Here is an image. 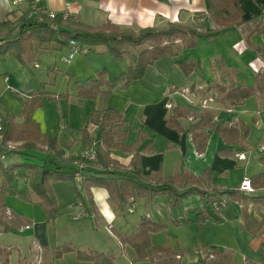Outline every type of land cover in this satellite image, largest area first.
<instances>
[{
    "label": "crops",
    "instance_id": "1",
    "mask_svg": "<svg viewBox=\"0 0 264 264\" xmlns=\"http://www.w3.org/2000/svg\"><path fill=\"white\" fill-rule=\"evenodd\" d=\"M12 1L0 0V23L15 21L28 11H36L64 14L88 26H98L108 20L120 28L131 29L178 23L196 29L200 34L206 32L213 34L211 38L200 35L196 47L192 49L187 48L182 40H177L176 43H180L181 48L177 57H164L155 61L146 68L141 80L132 82L125 90H119L117 87L112 91L106 99L105 106L122 113L123 120L127 122L124 127L126 130L124 144L131 146V149L127 151L120 148L108 149V159L121 167H128L133 154L138 152L142 172L151 174L161 169L164 178L172 177L181 170L199 177L206 169H210L212 174L204 189L238 190L240 195L245 196L244 199L232 200L223 196L206 202V198L200 195H190L180 200L177 205H173L168 195L154 197L147 195L128 199L124 210L120 212L109 200L106 189L91 187L94 206L91 213H88L76 200L71 183L55 182L52 189L56 201L66 206L64 215L70 219L68 221L71 224L67 226L71 239L79 243L81 236L89 234V228L92 231L94 224L101 223L119 241L122 256L134 260V251L128 245H122L121 238L136 232L141 221L145 219L167 226L164 231L150 234L153 246L160 245L153 242V236L166 234L168 240L162 243L166 245V242L170 243L172 231L180 229L182 225L197 234V241L190 244H182L178 240L176 244L170 243L173 249L184 250L182 256L178 257L180 264H203L205 257L214 252L229 256L235 264H263L262 230L256 235L249 233L243 226L242 214L246 213L256 226L261 224L264 216V152L256 151L258 146L264 145V0H237L242 10L241 20L247 22L230 27H222L212 20L208 12V0H72L70 5H67V0H17L15 4ZM230 14H233V10ZM255 17L256 19L252 21ZM258 28H263L261 33L256 31ZM34 46L24 54V63L18 62L10 53L0 57L1 97L4 92L12 90L37 92L42 83L45 84V91L60 94L52 91L55 79L53 83L51 80L56 73L62 72L60 67L58 68L52 59L54 61L52 67L46 65L45 69H42L37 58L39 53L45 51L42 56L47 59L48 50L54 48V45L43 48ZM67 50L70 51L69 45ZM89 51L95 53L93 58L104 53L109 55L104 46L86 47V51H79L76 55L91 53ZM128 55L122 58L124 67L119 69L122 72L135 54L131 58ZM182 60L191 61L196 67L188 76L174 64ZM98 68L93 67V70L95 72L104 70ZM105 79L111 81L106 76ZM75 82L83 83L84 80L72 82L73 94H69L71 102L67 100L69 105L66 107L67 110L62 106V101L57 100L60 106L58 116L54 115L53 118L51 114L47 115L44 109V105H49L57 98L43 97L39 105L31 109V117L38 124L41 135L54 131L57 133V143L63 149L66 158L76 157L88 150L92 138L97 141L100 139L99 126L93 136L86 131L89 139H84L82 135L88 116L99 105V98L79 99ZM240 85L255 87V94L237 106H231L222 100L224 93L220 92L219 88L227 91L233 86ZM8 102L4 101L6 113L0 117L11 114L14 116V122L21 124L22 103L18 102L19 109L14 111ZM173 107H183L187 110L186 118L180 120L183 125L193 122L196 117L209 111L213 114L212 123L215 125L221 123L224 126L238 128L242 123L249 128L248 136L236 144H227L216 131L206 128L204 132L208 137L205 146L198 151L191 141V134L179 133L166 124V116ZM64 120L66 124L63 123ZM66 127L71 129L67 130ZM139 132L142 133L143 140L136 145ZM41 139L42 137L37 138L40 147ZM116 141H120V138H116ZM12 142L21 145L25 140L15 136ZM26 152L40 155L37 151L27 149L14 153ZM240 154L243 156L238 159ZM92 163L93 165L83 169L84 174L95 175L106 170L114 171L116 174L122 173L114 166L106 167L97 159ZM259 175L262 177L258 178ZM245 179L249 181L250 191L240 188ZM27 182L26 179H16L14 184L23 185L22 183ZM63 193L66 194L65 197ZM223 200L225 205L216 212L211 203ZM210 205L211 211L208 210ZM3 206L11 220L9 232L0 228V248L2 251L10 248L7 249L8 264L52 262L55 248L48 247V224L43 220L14 213L10 205ZM35 208L36 206H32V209ZM79 209H84V215L73 219ZM203 210L218 218V221L207 220L197 226L195 215ZM60 218L58 217L55 223L61 221ZM178 220H189L190 223L179 222V226L174 227ZM90 221L94 222L93 226ZM14 229L19 230L22 235L14 234ZM9 233L16 236L14 242L7 239ZM27 240H33V246ZM79 243L75 242L77 245ZM20 244H23V247ZM150 254L151 249L148 251V255ZM1 258L0 255V264ZM75 264L91 263L77 261Z\"/></svg>",
    "mask_w": 264,
    "mask_h": 264
},
{
    "label": "trees",
    "instance_id": "2",
    "mask_svg": "<svg viewBox=\"0 0 264 264\" xmlns=\"http://www.w3.org/2000/svg\"><path fill=\"white\" fill-rule=\"evenodd\" d=\"M233 10V14L230 12ZM208 12L212 20L222 27L241 25L247 21L241 20L242 10L237 0H208ZM255 18L252 19L255 20ZM262 29L256 30L262 32ZM200 35L206 38L213 37V34L206 32L200 34L196 29L189 28L178 23H168L161 27H145L138 29L120 28L111 21H106L98 26H88L82 24L72 17L64 14H56L54 18H49L46 14L36 11H28L22 14L15 21H5L0 23V57L8 53L20 63H24V54L32 50L34 43L39 48L54 45L55 49L68 47L70 41L77 42L80 46L93 48L104 46L107 53L117 59H122L128 55L129 49L135 51L126 69L111 81L105 79L104 70L96 73L95 77H89L83 83L75 82L77 97L81 100H96L99 98V105L88 116L86 126L83 129V138L89 139L87 131L88 125L100 127V139L96 142L97 160L100 163L114 166L121 170V174L114 171H105L100 174L88 175L83 173L86 166H91V161L85 160L80 156L66 158L64 151L57 143V133L40 134L38 124L31 117V109L38 106L43 97L55 99L66 97V92L55 95L45 91V84L40 85L37 92H31L22 103L23 121L21 124L14 122V116L6 114L1 119L0 129V196L3 198L5 189L12 185L16 179H27L34 195L45 215L46 222H53L59 217L56 207V199L49 189V182H69L73 186L76 200L81 203L84 209L91 213L94 204L91 197L90 188L100 187L106 189L109 200L113 202L118 211L122 212L130 198H141L147 195L152 197L168 195L173 205L190 195H200L206 198V202L215 200L219 197L227 196L232 200H241L245 196L239 194L238 190L233 189H214L207 190L203 187L209 182L212 171L206 169L199 177L194 176L184 170L176 173L172 177L164 178L161 169L153 171L151 174H144L140 166V154L134 153L128 167H121L114 161L109 160L108 149L120 148L125 151L130 150L131 146L124 144L127 122L123 120L122 113L106 108L105 102L112 91L118 87L119 90L127 89L134 81L143 78L145 70L155 61L164 57H177L180 47L176 45L177 40L185 42L189 49L195 48L197 39ZM184 75L188 76L195 71V65L191 61L182 60L174 63ZM103 88V89H102ZM224 95L222 100L231 106L242 104L246 99L255 94V87L240 85L225 91L219 88ZM187 110L183 107H173L166 116V124L177 130L179 133L191 134V141L196 149L201 151L207 140L204 132L206 128L216 131L227 144H236L246 139L249 128L244 124L239 127H228L221 123H212L213 114L205 111L195 118L193 122L186 125L181 123V119L186 118ZM17 128H20L19 136L25 140L21 144L22 149L40 150L36 148V139L42 137L40 143L46 153L43 165L30 164L26 162L4 163L12 151H8L6 143L14 139ZM199 130V131H198ZM120 138V141H116ZM143 135L139 132L136 145L141 143ZM45 147V148H43ZM81 162L84 168L79 170L76 164ZM79 172V176L76 173ZM258 178L262 175L257 176ZM182 190V192H179ZM213 203V202H212ZM211 203V204H212ZM219 211V209H215ZM243 226L251 234L256 235L260 230L264 235V216L259 226H256L246 214H242ZM207 220L217 222L218 218L211 216L206 210L200 211L195 215V223L201 225ZM179 222L190 223L189 220H178ZM4 231L9 232L10 227L3 224ZM166 229L165 224L142 220L136 232L121 238L122 245H128L135 254L136 261H145L148 251L153 253L171 254L181 257L183 249H173L170 245L153 246L150 234L158 233ZM70 245H62L53 253L55 259L61 258L64 254L72 252ZM3 260L1 264H8L9 252L0 250ZM203 260V264H217L219 260H225L227 264H235L227 255L214 252ZM216 257V260H211ZM77 259L91 264H116L110 255L94 252L77 250ZM219 259V260H218ZM166 264V263H159ZM175 264H180L178 261ZM264 264V263H263Z\"/></svg>",
    "mask_w": 264,
    "mask_h": 264
},
{
    "label": "rangeland",
    "instance_id": "3",
    "mask_svg": "<svg viewBox=\"0 0 264 264\" xmlns=\"http://www.w3.org/2000/svg\"><path fill=\"white\" fill-rule=\"evenodd\" d=\"M179 44L180 43H176L177 46H179ZM34 45H35L34 47L36 48L37 44L34 43ZM65 48H62L60 50L55 49V48H50L48 50V53H47V55H48L47 59H44L42 56V54H44L45 51H44V53L43 52L39 53L37 56V58L39 59L38 63L41 65L42 69H45L46 65L52 67V64H54L53 62L55 61L57 67L58 68L60 67V69L62 71L61 73H56V76H52V78H51L52 83H53V79H55V80H54L53 90L52 89L51 90L54 92H58L60 94H63L66 92L67 96L57 98L56 100H52L53 102L49 103V105H44V109L46 110V114L47 115L51 114L53 116V118H54V115L58 116V114H57L58 113V107H60V106L58 105L59 102H57V100H61L62 106H64L65 108L69 107V105H67V100L69 103L71 102L69 94H73L71 92V88L73 87L72 82L83 81V80L85 81L87 79V77H95L97 71L95 72L93 70V67H96V66H98L99 67L98 69H100V70L104 69L106 71V77L109 80H112L113 77H115L116 75H118L120 73L119 71L122 72V70H119V69L121 67H124V65H123L124 59L118 60V59L109 57V55H107L105 53L103 55H100V56L93 58L95 53L92 51H89L91 53H87V54H78L70 62H67V63L62 62L60 60V58L64 55L68 54V52H69L67 50V47H65ZM134 54H135V51L129 49L128 57L131 58V56ZM52 59L54 61H52ZM91 63H94V64L91 65ZM64 72H67V74H63ZM66 77H67V79H66ZM68 82H69V84H68ZM29 94H30L29 92H26L24 90H12V91H9L8 93L4 92L2 95L3 97L0 96L1 97V99H0V116L4 115L6 113V110H4L5 105L3 104L5 100H8L9 106L14 111H16L19 109V106L17 103L18 102L23 103V101L26 100V98ZM66 110H67V108H66ZM65 114H66V112H65ZM63 123L66 124L65 120ZM70 129L71 128H67V130H70ZM55 130L58 131L57 129H55ZM18 131H20V128ZM18 131L16 132V135H15L16 137L19 136ZM12 141L13 140H11V142L6 143V145H5L7 150L12 151L13 153H10L7 156V158L4 159V161H3L4 163H12V162L18 161V162H26V163H30V164H36V165H43L44 164V160L46 159L47 155L44 152V150L41 149L40 146L38 145L39 143H38L37 139L35 142L37 144L36 148H38L40 150L36 149L34 151H37L38 154H40V155L32 154L29 152H26L24 154L14 153V152H18V151L22 150V148H21V145L14 143ZM262 146H264V145H262ZM258 147H260V146H258ZM258 147H257V149H258ZM30 151H32V150H30ZM41 154H42V157H40ZM54 183L55 182H49V184H48L49 189L52 191L53 194H54V192H53L52 188L54 186ZM19 184L20 183H16V184L13 183L12 185H10L9 187H7L5 189L4 196H3V202H2V198L0 196V219L3 222V224L10 227L11 220L9 219V216L6 213L7 211L4 208L3 204L5 205V207H9V205H10L11 210L14 213H21L27 217H32L34 219L43 220L46 224H48V228H49V230H48L49 231L48 247H49V249L55 248V250H56L58 247H60V245L62 246L65 244L70 245L73 249L72 252L64 254L65 256H62L59 259L53 258L54 260L52 262H46V264H75L77 261H79L77 259V250L86 251V252H89V251L95 252L96 251L99 253H104V254L110 255L116 264H145V262H146V264H159V263L175 264L179 261L177 256H174L171 254H164V253L163 254H157V253H153V252H152V254L148 255L145 262L144 261H136L135 259L129 260L127 258L128 256L127 257L122 256V251H121L122 249L120 248L119 241L117 239H115L114 235L110 234L107 231V229L103 226V224L99 223L96 225V224H94V222H91V221H90V224H91V226H93L92 224H94V227H93L94 230L92 229V231H90V228H89V234H85L84 236H81L82 239L79 238L80 239V243H79V242L75 241L74 239H71V236L69 234V230H68L67 225H70L71 223L68 221L70 219H68L67 216L64 215V213L66 211V206H64V204L58 203L56 201V207H57L58 212H59V218L61 217L60 218L61 221H58L57 223H55V221L58 219L57 218L53 222H46L44 211H43L42 207L39 204H37V202H36L37 199L35 198V196L33 197V195H31V189H30L29 182H27L26 184L22 183L23 185H19ZM18 185H19V188H18ZM0 187H1V178H0ZM55 188H56V186H55ZM73 192H74V190H73ZM63 196L65 197L66 194L63 193ZM33 201H35V203ZM213 203H216V202L213 201ZM211 205H210V207L208 206V210L211 208ZM32 206H36V208L32 209ZM38 210H39V212H38ZM167 211H165V212H167ZM209 211H211V210H209ZM125 212H127V209H125ZM174 224H176V223H174ZM177 225L178 224L173 225V226L177 227ZM1 227L4 230V227L0 224V228ZM14 228H15V226H14ZM166 229H167V226H166ZM13 233L22 235L21 232H19V230H15V229H14ZM13 233H9L7 235V239H10L12 242H14V239L16 238V236ZM166 237H167L166 234H157L156 236H153V242L155 244L160 243V245H162V243H164L165 241L168 240ZM69 239H71V241H69ZM169 239H170V241H169L170 243L174 242L176 244V242L178 240L182 244H185V243L190 244L192 241H197V234L194 232H191L190 229H186L185 225H182V227L180 229H175L172 231ZM27 241H29V240H27ZM32 241H29V242H31L30 243L31 246H33ZM75 242L79 243V244L77 245V244H75ZM166 243H167L166 245H170V243H168V242H166ZM20 245L22 246L23 244H20ZM20 245H19V247H20ZM7 249L10 250V248H7ZM7 249H5V252H9ZM0 250H1V248H0ZM205 258H209V257L206 256ZM1 260H3V259L1 258ZM211 260H216V257L214 259H211ZM217 264H227V263L225 260L222 259V260L217 261Z\"/></svg>",
    "mask_w": 264,
    "mask_h": 264
},
{
    "label": "built area",
    "instance_id": "4",
    "mask_svg": "<svg viewBox=\"0 0 264 264\" xmlns=\"http://www.w3.org/2000/svg\"><path fill=\"white\" fill-rule=\"evenodd\" d=\"M17 0H13L12 2L15 4ZM72 0H67V5H70V2ZM42 13V12H41ZM42 14H46L49 18H54L55 17V13H52V12H48V13H42ZM69 48H70V51L68 53V55L66 56H63L61 58V60L63 62H70L72 60V58L79 52V51H86V47L85 46H80L77 42L75 41H70L69 42ZM209 101H211V99H209ZM206 101H204V105H205ZM0 129H1V119H0ZM97 129V126L96 125H93V124H90L88 125L87 127V132L90 134V135H94L95 131ZM96 142L97 140L95 138H92V142H91V147L82 152L80 155L81 158L85 159V160H88V161H95L97 159V152H96ZM257 152H264V146H260L258 147V149L256 150ZM243 155H239L238 156V159H241ZM76 166L78 167L79 170H82L85 166L83 163L81 162H78L76 164ZM76 176H79V172L76 173ZM241 190H246V191H250L251 190V187H250V184H249V181L248 180H243V182L241 183V186H240ZM213 207L217 210L219 209L220 207L224 206L225 205V201H220V202H216V203H213L212 204ZM220 205V206H219ZM85 211L84 209H79V211L77 212V214H75L73 216V219H78L80 216L84 215Z\"/></svg>",
    "mask_w": 264,
    "mask_h": 264
}]
</instances>
